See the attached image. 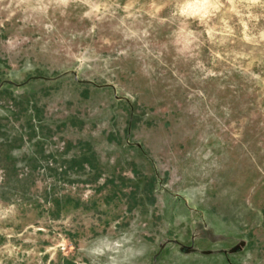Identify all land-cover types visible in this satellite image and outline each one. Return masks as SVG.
Listing matches in <instances>:
<instances>
[{
  "label": "rangeland",
  "instance_id": "374dc122",
  "mask_svg": "<svg viewBox=\"0 0 264 264\" xmlns=\"http://www.w3.org/2000/svg\"><path fill=\"white\" fill-rule=\"evenodd\" d=\"M235 2L220 44L167 19L176 0H0V264H90L110 231L135 233L134 264H264V0Z\"/></svg>",
  "mask_w": 264,
  "mask_h": 264
},
{
  "label": "clouds",
  "instance_id": "9594fccd",
  "mask_svg": "<svg viewBox=\"0 0 264 264\" xmlns=\"http://www.w3.org/2000/svg\"><path fill=\"white\" fill-rule=\"evenodd\" d=\"M166 6L167 5L164 4L157 5L155 3H151L148 5V9L150 10L147 11V15L157 20L158 23L163 24L164 19L159 18L158 13ZM47 7V5H43L41 3L28 4L26 6V10L46 15ZM128 7L129 6L127 5L124 7L125 12H128ZM248 7H250V5L243 2L237 3L235 0H227V3H221L219 0H176V3L173 5L171 16L167 19L174 20L176 18H192L198 20L199 23L204 26V30L208 33V37L211 42L216 43V37H220L221 39L218 43L223 44L224 38L232 35V29L229 26L231 15L235 14L237 16H242L240 9ZM88 8L89 10L83 13L85 17H91L92 15L101 12L102 9H106V6L88 4ZM129 15H131V13H129ZM247 15L254 20L259 19V17L252 16L251 12H248ZM217 16L218 22L209 26V21L213 17ZM240 22L243 24L245 30L243 39L249 42L254 41L256 37L249 36L247 34V23L243 19H241ZM123 24L124 20L122 19L121 25ZM149 27H151V24H149ZM45 28H50V25H45ZM147 34L146 30L138 32L134 31L131 27H127L125 39L133 37L143 39V37ZM171 37V42L176 46V51L181 56L193 58L199 55L198 52L193 51L194 48H199V44L196 43L199 38V34L193 32L187 27V25L181 23V25L171 33ZM259 38L264 40V32L259 34ZM144 47L147 48V44H145ZM214 55L219 56L220 54L217 52L214 53ZM75 59L81 67H83L88 60L92 59V57L81 55L75 57ZM194 67L204 71V65L199 60H197ZM245 71H248V69H245ZM209 74L211 73L205 72V75ZM87 195L88 193H85V198H87ZM15 212V205H8L7 207H4L0 210V220H7L9 217L14 216ZM134 241V232H124L116 235L110 231L109 234L101 235L91 241L90 245L85 249H81V251H83L89 258L90 264H134L137 258L144 254L143 247H137L138 242ZM251 259L252 254L249 253L247 259L245 260V264H247V261Z\"/></svg>",
  "mask_w": 264,
  "mask_h": 264
}]
</instances>
